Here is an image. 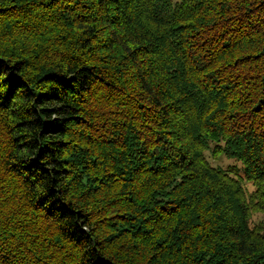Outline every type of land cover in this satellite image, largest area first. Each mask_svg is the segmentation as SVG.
I'll use <instances>...</instances> for the list:
<instances>
[{"label":"trees","instance_id":"16d2710c","mask_svg":"<svg viewBox=\"0 0 264 264\" xmlns=\"http://www.w3.org/2000/svg\"><path fill=\"white\" fill-rule=\"evenodd\" d=\"M255 214L264 0H0V264H264Z\"/></svg>","mask_w":264,"mask_h":264},{"label":"rangeland","instance_id":"374dc122","mask_svg":"<svg viewBox=\"0 0 264 264\" xmlns=\"http://www.w3.org/2000/svg\"><path fill=\"white\" fill-rule=\"evenodd\" d=\"M208 160L210 163L215 166V167H220L223 169H228L231 167H235V169H242V164L235 160V159H228L224 156H219V157H214L212 152L209 151L207 154ZM238 179L241 180L242 186L244 187L245 191L247 192L248 195H250L254 190V186L251 182L247 181L242 174V171L239 172ZM264 224V215L263 214H255L252 219L250 220V226H254L257 224Z\"/></svg>","mask_w":264,"mask_h":264}]
</instances>
